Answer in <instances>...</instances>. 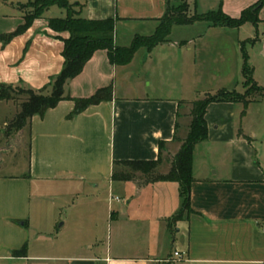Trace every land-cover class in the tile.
Listing matches in <instances>:
<instances>
[{
  "label": "crops",
  "instance_id": "0c3cea01",
  "mask_svg": "<svg viewBox=\"0 0 264 264\" xmlns=\"http://www.w3.org/2000/svg\"><path fill=\"white\" fill-rule=\"evenodd\" d=\"M207 1L214 10L238 18L261 0ZM73 2L83 6L85 19L114 20L115 44L123 47L136 35L154 34L168 4V0ZM25 3L0 0V36L12 35L24 24L21 6ZM55 8L9 42H0V85L39 91L62 72V39L69 35H57L49 28ZM205 13L208 11H201ZM259 20L257 26L248 23L239 29L207 22L176 26L186 33L180 50L157 57L149 74L157 71L165 82L146 90H174L172 79L176 77L182 84L192 75L196 90L217 86L218 91H236L230 88L240 81V94H244V57L256 85L264 88V32H260V28L264 31V7ZM178 44L154 50H175ZM122 69L125 66L109 62L106 52L96 53L82 74L69 83L66 93L84 99L112 87L113 100L90 106L72 118L75 102L65 100L44 116H34L27 125L25 171L17 176L0 175V264H264V95L252 97L255 101L247 107L229 103L208 107V140L195 149L190 211H184L185 198L180 186H174L177 183H146L142 178L121 182L113 181V175L118 172L117 162H151L160 157L158 173L166 175L188 136L193 104L202 99L147 94L119 97L116 90L123 89L115 87V80ZM215 77L225 78L224 83L209 82ZM205 80L212 85L206 86ZM208 94L212 93L204 96ZM7 109L0 102V124L7 120ZM100 187L107 188L108 219L124 239L123 248L98 257L92 254L93 248L83 247L87 243H78L58 256L32 254L36 246L33 229L41 241L44 224L65 229L67 221L56 227L62 220L61 209L89 189ZM115 193L122 198L114 197ZM114 202L121 205L118 210H114ZM46 206H51L50 213ZM79 213V221L88 219ZM89 223L79 228L82 238L94 236L92 221ZM25 247L24 256H14ZM176 253L183 257H175Z\"/></svg>",
  "mask_w": 264,
  "mask_h": 264
},
{
  "label": "trees",
  "instance_id": "16d2710c",
  "mask_svg": "<svg viewBox=\"0 0 264 264\" xmlns=\"http://www.w3.org/2000/svg\"><path fill=\"white\" fill-rule=\"evenodd\" d=\"M72 2V4H71ZM172 0H168L164 17L159 20V26L154 34L148 37L136 36L129 48H121L115 44L116 22L114 20H88L81 16L83 6L73 2V0H35L30 6L33 13L24 15V24L9 36H0V42L7 43L12 38L29 29L37 19L51 9L58 8L65 11V17H53L49 19V28L57 35L67 33L69 37L62 39L64 43L63 58L64 66L62 72L52 78L50 83L42 90L36 91L22 86L0 85V102L11 101V93L19 92L26 94L27 99L23 102L22 113L17 118V129L21 131L25 125L29 124L34 116H44V114L55 108L60 102L71 100L75 102V110L70 115L74 117L93 105L113 100V88L107 87L98 90L93 96L84 99H73L66 93V87L71 81L79 77L85 66L100 52H106L109 62L116 66L128 65L136 51L145 47L151 51L157 46L170 43V36L176 26H189L198 22H207L213 26H221L230 29H239L250 23L257 26L260 22L259 13L264 7V0L259 1L255 6L242 12L238 18H232L221 9L205 14L190 13L188 0H182L178 6H173ZM253 71L244 57L242 75L247 87L254 89V96L264 95V88H260L253 80ZM18 88L19 90H14ZM52 88L49 93L48 89ZM250 90L244 94L236 91L221 90L215 96L208 94L204 100H198L193 104L191 112L192 123L187 138L182 142L179 152L173 157L171 169L166 175L158 173V168L162 163L161 157L157 161L151 162H117L116 168L125 166L133 171L142 174L146 183L173 182L179 184L181 194L185 198L184 211H190V190L193 183V161L197 145L208 140V124L206 121L207 109L211 104H242L247 107L255 101L249 94ZM253 96V97H254ZM163 143L160 148H163ZM135 178L115 172L113 181L128 182ZM177 218L174 219V221ZM26 247L20 251H15V257H22L26 254Z\"/></svg>",
  "mask_w": 264,
  "mask_h": 264
},
{
  "label": "rangeland",
  "instance_id": "374dc122",
  "mask_svg": "<svg viewBox=\"0 0 264 264\" xmlns=\"http://www.w3.org/2000/svg\"><path fill=\"white\" fill-rule=\"evenodd\" d=\"M26 3L21 6L24 15H28L33 13V9L30 8L31 5L35 3V0H25ZM182 3V0H172L173 6H178ZM190 6V13H199L201 11H217L219 8L213 9V4L207 0H188ZM72 4V2H71ZM198 6V8L196 7ZM213 9V10H212ZM65 11H60L59 9L55 8L52 10L53 16L55 17H65ZM122 28V27H121ZM184 30L182 27H175L173 32L170 36V43L166 44L167 46L171 44H177L179 42L178 49H169L165 47L162 49L163 51H156L152 49L148 51L145 47L139 48L132 61L125 66V69L119 71L118 77L115 80V87H121L123 90H116L119 97H145L146 94L150 97H163V98H179L183 96L184 100L189 101H196L198 98L205 99L207 98L204 96L205 92H211V96H215L218 91L217 86L215 88H210L208 90L206 87L204 90H196L194 77L188 76V78L184 79L183 83L181 84L180 79H172L173 88L174 90H146L148 86H152L151 89L157 88L160 84H164L165 79L160 76L157 71H151L149 74V68L152 64L158 61L157 57L163 54L174 55L176 54L177 50H180L181 42L183 41L186 33H182ZM260 32L263 33V29L260 28ZM142 36V35H136ZM135 36V37H136ZM128 40L126 42L127 46H118L121 48H129L132 46L134 39ZM142 37H148L147 35H143ZM124 43V42H123ZM162 46V45H161ZM165 46V44H164ZM247 49V48H246ZM158 52V53H155ZM157 54V55H156ZM148 57L151 59L148 61ZM158 67V65H156ZM211 83H224L225 78L223 77H215L213 79H209ZM208 80H205L204 83L207 85ZM167 85V84H166ZM220 86V85H219ZM218 86V87H219ZM178 88L182 90H177ZM139 89V90H136ZM236 89V92L242 93L243 86L242 82L239 81L237 86H233ZM14 90H19L18 88ZM251 97L254 96V89L251 87H247V91H249ZM52 88L48 89L50 93ZM200 91V93H198ZM11 101L3 102L7 104L8 109L4 114L6 117V122L0 124V164L3 165L0 167V175L3 176H17L22 174L25 171L27 165V146H28V131L27 125L19 131L17 129V118L22 113L23 102L27 99L26 94H22L19 92L11 93ZM2 103V102H1ZM2 111V110H1ZM2 114V113H1ZM0 114V119H1ZM184 138V136H183ZM19 154L18 157H13L16 154ZM174 153V152H173ZM172 156V155H171ZM7 162V165L4 163ZM170 162V159H169ZM164 165L168 166L164 163ZM118 172L121 174H125L131 176L135 179H145V177L133 171V169L125 166H120L117 168ZM164 171L161 169V172ZM174 186H179L178 184H174ZM114 197H121L120 194L115 193ZM122 198V197H121ZM109 194L106 187H100L97 191L89 189L87 194L81 195L77 199L72 200L73 202L64 208L61 209L62 212V220L57 224L60 226L64 221H67V226L63 230H58V228L51 229L49 223L44 224L43 231L41 233L43 240L41 241L38 238L37 231L35 229L32 230L33 233V241L35 248L33 247L32 254H45V255H59L58 253L64 254L63 252H67V249H72L74 244L78 243H87V245L83 246L85 249H89L90 247L93 248L92 254L95 256H102L108 250L113 252L120 250L125 246V241L122 238H119L117 232L115 230L116 224L112 221V219H108L107 215V208L109 202ZM114 210H118L121 205L114 202L113 203ZM47 211L51 210V206H46ZM83 212L86 214L88 219L79 221L77 219V214L79 212ZM77 220V222L75 221ZM92 221V228L94 229V236L91 239H85L80 236L81 227H86L90 225L89 222ZM87 222V223H86ZM38 238V240H36ZM134 244L133 241H131ZM43 248H40V247Z\"/></svg>",
  "mask_w": 264,
  "mask_h": 264
},
{
  "label": "built area",
  "instance_id": "2783aa9c",
  "mask_svg": "<svg viewBox=\"0 0 264 264\" xmlns=\"http://www.w3.org/2000/svg\"><path fill=\"white\" fill-rule=\"evenodd\" d=\"M175 257H177V258H182L183 256H182L180 253H176V254H175Z\"/></svg>",
  "mask_w": 264,
  "mask_h": 264
}]
</instances>
